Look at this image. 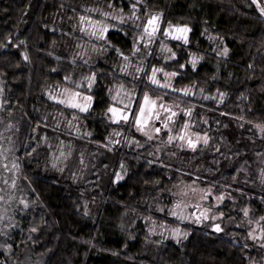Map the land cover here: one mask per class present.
<instances>
[{
	"label": "trees",
	"instance_id": "obj_1",
	"mask_svg": "<svg viewBox=\"0 0 264 264\" xmlns=\"http://www.w3.org/2000/svg\"><path fill=\"white\" fill-rule=\"evenodd\" d=\"M85 20L104 36L80 32ZM170 25H186L187 42ZM154 67L169 87L147 80ZM65 89L91 96L88 110L50 98ZM145 93L179 107L158 138L136 130ZM119 102L123 123L107 111ZM182 130L208 142L187 149ZM82 144L90 173L76 184L59 167ZM182 178L211 189L220 231L170 215ZM244 215L264 218V16L252 0H0V264H253L264 244Z\"/></svg>",
	"mask_w": 264,
	"mask_h": 264
},
{
	"label": "rangeland",
	"instance_id": "obj_2",
	"mask_svg": "<svg viewBox=\"0 0 264 264\" xmlns=\"http://www.w3.org/2000/svg\"><path fill=\"white\" fill-rule=\"evenodd\" d=\"M261 3H264V0H261ZM100 23H97L95 21H89V20H85L82 21L80 23L79 26V30L80 32L89 35V36H93V37H98V38H102L104 35L100 36L99 33L102 30V25H99ZM169 28V27H168ZM83 29V30H82ZM96 32L97 34L94 35L93 32ZM172 37V36H170ZM126 68V67H125ZM149 77V76H148ZM147 77V80H149ZM120 94L122 95L123 93L120 92ZM121 95H117L118 100L122 101ZM56 99L59 101L60 99H65V90H59L57 92H55ZM120 96V97H119ZM124 96V95H122ZM127 95H125L124 97H126ZM144 98V95L141 99V102ZM149 98L151 100L156 101V110L157 112H159L160 114V119L159 120H151L149 125L145 126V131L141 132L137 129L136 126V130L140 133H142L145 137L147 138H158L160 136V134H162L164 132L165 129H169V127L171 128V122H168V128H163L162 127V122L167 120V116L170 115L171 113H166L165 111H163V109L160 108V105H163L165 108H171L173 113H177L178 109L176 108V105H168L167 103H162L160 100H157L151 96H149ZM78 101L80 103H83V99L82 96L77 98ZM140 102V103H141ZM123 103V101H122ZM126 104V103H125ZM66 106H68L67 104H65ZM119 106V107H118ZM140 106V104H139ZM70 107V106H68ZM117 108H122L120 102L119 103H115V106ZM72 108V107H71ZM139 110V107L137 108V111ZM176 111V112H174ZM174 118V116H173ZM74 120V119H73ZM125 122V120L121 119L118 120L117 123H123ZM77 124H79L80 122L77 120L76 122ZM161 128V131L159 133L155 132L154 129L155 128ZM71 128H73L74 130H81V128L79 129V127H75L74 124H72ZM147 133V134H145ZM172 136V135H171ZM204 136L206 135H201V134H196V133H190V131L187 130V133H185V139L181 140L174 137V141L178 139L179 144H181L183 147L187 148V149H194L197 145L199 144H205L204 140L202 139ZM120 138V133L118 132H114V136L113 138ZM168 137V135H167ZM166 137V139H167ZM207 137V136H206ZM191 138L194 141H197L196 146L195 147H189L187 144V140ZM169 139V137H168ZM133 141H135L134 139H132ZM169 141V140H168ZM131 141H129L130 143ZM171 142V141H169ZM207 142H208V137H207ZM125 144L127 145V141L125 140L124 146ZM136 145H138V143L136 142ZM158 150H161V148L157 147ZM86 151L87 148L85 146V144L82 145H72L71 148L69 149L68 155L67 157L64 159H62V163L60 165V172L65 176L68 177L70 176L73 179V182L76 184L81 183V181L83 180V178L85 177V175L90 173V169L88 167V162H87V156H86ZM162 151V150H161ZM65 157V156H64ZM58 158V157H57ZM186 165H191L192 163L187 160V158H184L183 161ZM4 163V162H3ZM192 170H196L195 166L193 167H187L186 171L187 172H191ZM111 171L109 170L107 172V176L103 177V183H102V187H106L109 183L110 180V174ZM210 188L206 187V186H202L196 182L193 181H188L185 178H182L180 180V182L177 185L176 191H177V200L174 202L175 204H173V206L170 208V215L175 217V218H182V219H186L189 220L190 222L193 221L195 223L198 224H202V223H208V225H210L213 228V225H220L218 223V217L219 214L217 212L214 211V209L210 208L209 206H205L204 201L206 202L208 200V198H204L205 194L208 193V190ZM211 195H213V192H211L208 196L210 197ZM207 196V197H208ZM213 201L215 202V204H219L221 200L218 201V198H220V194L218 196L214 195V197L212 196ZM208 203V202H207ZM206 203V204H207ZM89 209V208H88ZM204 212L207 216L206 219L201 218L200 222H196V216H199L201 212ZM175 212L176 215H173L172 213ZM244 212V211H243ZM91 213H93V211H91ZM193 213L196 214V216H193ZM245 216V215H244ZM213 217H215V219H213ZM245 225H246V229H247V233L248 234H252L251 236L255 237L254 239H258L259 243L264 244V241L262 240L261 236V230L263 228H261V217H253V216H245ZM150 233L159 237H163L165 239H174L175 237V233L173 231H171L170 229H167L164 225L162 224H157L155 222H152L150 224ZM25 264H28V262H26ZM253 264H264V258H262L261 260H258L256 262H254Z\"/></svg>",
	"mask_w": 264,
	"mask_h": 264
},
{
	"label": "snow or ice",
	"instance_id": "obj_3",
	"mask_svg": "<svg viewBox=\"0 0 264 264\" xmlns=\"http://www.w3.org/2000/svg\"><path fill=\"white\" fill-rule=\"evenodd\" d=\"M252 3L256 5L257 10L259 11V13L264 16V3H261L260 0H252ZM133 9H135V5H132ZM81 19H85L84 17H81ZM144 32H143V36L138 38V39H143V37H147V39H143V42L147 45L151 42V40L155 37L160 24H159V16L156 14H152L151 16L148 17L147 22L144 24ZM107 29V25L103 26L102 30L100 31L99 35L102 36L103 35V31H106ZM83 30V29H82ZM189 28L184 25V26H169V28H165L164 29V33L166 36H172L173 38L180 40L183 39L185 42H187V34L189 32ZM94 35H96L97 33L94 31L93 32ZM134 50H135V45H134ZM224 54H227V49L225 48L223 50ZM173 56H175V53H173ZM125 59H127V57H125ZM193 63H195V61H193ZM181 67L183 68L184 65H181ZM123 70V69H122ZM137 72H140L141 69L137 68L136 69ZM158 71H161L160 69H156L155 67L152 70V74L148 77L149 81L152 84L155 85H160V81L156 79V73ZM166 77L170 76V75H175V73H165L164 74ZM66 79H68V77H66ZM94 80V76L88 78V84L89 86H91L92 82ZM162 87H169L170 85L167 84V82H165V84L160 85ZM177 91H184L185 94H187V90H177ZM223 95V94H221ZM78 97H81V93L79 92H70L68 89H65V99H60L59 102L62 104H67L68 106L72 107V108H77L80 111H87L88 108L90 107L91 104V100L92 97L91 96H83V103H80L78 101ZM52 99H56V97H50ZM131 98V96L129 97ZM113 100H116V97L113 96L112 97ZM219 103V101H218ZM156 101L151 100L148 96L147 93H145L144 98L142 100V102L140 103L139 106V110L135 111V125L137 126V129L141 132L145 131V126L149 125L151 120H159L160 119V114L159 112L155 111L156 110ZM125 108L128 109L129 111L133 110L132 109V105L131 104H127L125 105ZM160 108L163 109V111H165L166 113H171L167 120L162 122V127L163 128H168V122L173 118V116L175 115V113L172 112L171 108H165L163 105H160ZM107 111L109 113H111V118L114 121H118V120H125L128 121L129 120V114L128 111H125L124 109L121 108H117V107H112L110 106ZM188 111H185V115H188ZM185 127H187V122L185 123ZM155 132L159 133L161 131V128H155L154 129ZM147 134V133H145ZM181 140L185 139V133L181 132L180 137ZM174 137L173 136H169V141L173 140ZM204 140L205 143H207V137L204 136L202 138ZM197 141L192 140L191 138H189L187 140V144L189 147H195L196 146ZM121 177L119 175V173H117L116 179L119 180ZM211 193V189L208 190V193L205 194L204 198H207V196ZM223 199V196L221 195L220 198H218V201ZM244 214L248 215V209H243ZM173 215H176L175 212L172 213ZM193 216H196L195 213H193ZM201 218L206 219L207 216L206 214L202 211L200 213L199 216H196V222H200ZM213 219H215V217H213ZM264 219V218H262ZM213 228L216 231H220V228L218 225H213ZM35 230V229H33ZM252 234L250 233V236ZM261 236L264 237V229L261 230ZM252 238H255L254 236Z\"/></svg>",
	"mask_w": 264,
	"mask_h": 264
}]
</instances>
